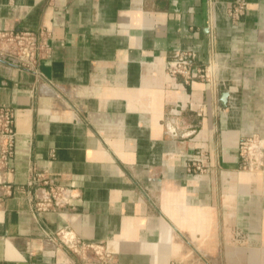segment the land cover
Instances as JSON below:
<instances>
[{
	"label": "crops",
	"instance_id": "0c3cea01",
	"mask_svg": "<svg viewBox=\"0 0 264 264\" xmlns=\"http://www.w3.org/2000/svg\"><path fill=\"white\" fill-rule=\"evenodd\" d=\"M246 1L234 21L236 0H0V30L43 27L52 43L36 71L0 60L17 132L0 264H72L47 240L63 227L121 264H264V145L248 169L238 152L264 139V0ZM185 49L209 80L168 73ZM196 154L205 171L188 172ZM51 186L67 201L38 210Z\"/></svg>",
	"mask_w": 264,
	"mask_h": 264
},
{
	"label": "built area",
	"instance_id": "2783aa9c",
	"mask_svg": "<svg viewBox=\"0 0 264 264\" xmlns=\"http://www.w3.org/2000/svg\"><path fill=\"white\" fill-rule=\"evenodd\" d=\"M247 1L236 0L229 10V15L234 21H239L246 13ZM52 49L51 34L46 28L37 30L18 29L0 30V60L12 65L36 71L41 58L50 54ZM168 73L173 77H182L185 84L194 79L209 80L208 66L197 63L196 54L193 50H176L171 58L166 60ZM16 111L10 105L0 106V164L7 163L14 155L16 140ZM167 131L173 137L184 136L175 123L170 119L167 121ZM264 145V139L253 134L240 139L238 152L240 164L244 169L250 168L252 154ZM188 172H203L201 156L193 155L188 159ZM47 170L34 171L30 174V182L46 179ZM49 195L39 198L35 206L38 210L61 206L68 199L66 189L60 186H51ZM47 240L56 243L65 251L74 256L72 264H121L116 256L108 249L105 241H89L81 238L74 230L68 227L57 229L47 234Z\"/></svg>",
	"mask_w": 264,
	"mask_h": 264
}]
</instances>
